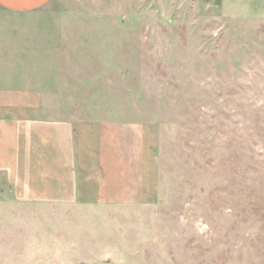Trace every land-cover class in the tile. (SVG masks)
<instances>
[{
    "label": "rangeland",
    "instance_id": "374dc122",
    "mask_svg": "<svg viewBox=\"0 0 264 264\" xmlns=\"http://www.w3.org/2000/svg\"><path fill=\"white\" fill-rule=\"evenodd\" d=\"M43 11L79 47L76 105L144 126L146 197L83 205L1 179L0 264H264V0Z\"/></svg>",
    "mask_w": 264,
    "mask_h": 264
},
{
    "label": "crops",
    "instance_id": "0c3cea01",
    "mask_svg": "<svg viewBox=\"0 0 264 264\" xmlns=\"http://www.w3.org/2000/svg\"><path fill=\"white\" fill-rule=\"evenodd\" d=\"M52 1L0 0V180L83 205L139 203L144 126L76 105L79 47L43 11Z\"/></svg>",
    "mask_w": 264,
    "mask_h": 264
}]
</instances>
